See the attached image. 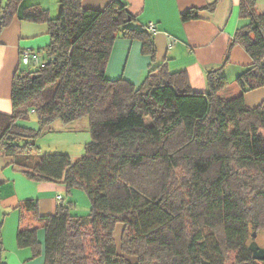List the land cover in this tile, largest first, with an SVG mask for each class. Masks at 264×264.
<instances>
[{
  "label": "trees",
  "instance_id": "1",
  "mask_svg": "<svg viewBox=\"0 0 264 264\" xmlns=\"http://www.w3.org/2000/svg\"><path fill=\"white\" fill-rule=\"evenodd\" d=\"M84 1L59 0L55 17L35 0H6L0 9V36L18 18L46 25L49 37L43 49L21 50L12 111L0 112V158L35 184L65 191L53 215L43 216L37 200L17 206L18 248L44 264H264L249 250L264 231V101L245 103L264 88L257 0H241L245 24L230 39L229 55L240 46L252 59L232 99L220 95L230 86L222 66L207 71L208 91L194 92L185 71L156 64L154 34L135 27L127 0L103 9ZM203 10L191 8L181 21L199 20ZM118 38L140 42L152 61L138 85L106 77ZM26 51L46 65L24 64ZM33 117L37 127H27ZM84 118L91 140L81 157L40 153L37 141L54 122ZM74 190L89 201L85 215L68 201ZM2 251L0 241L7 264Z\"/></svg>",
  "mask_w": 264,
  "mask_h": 264
},
{
  "label": "crops",
  "instance_id": "2",
  "mask_svg": "<svg viewBox=\"0 0 264 264\" xmlns=\"http://www.w3.org/2000/svg\"><path fill=\"white\" fill-rule=\"evenodd\" d=\"M40 6L41 0H36ZM59 1V0H58ZM111 0H85L87 8L103 9ZM131 12L138 16L135 27L148 23H156L158 32L154 35L157 46V63L167 61L171 73L185 71L188 75L191 89L194 92L208 91L206 81L207 71L221 68L222 74L230 81V86L220 95L232 99L242 94L236 82L252 59L244 48L237 46L229 55V43L238 28L245 24L240 18L241 0H127ZM6 0H0V9ZM58 3V2H57ZM215 5L213 12L207 7ZM191 8L205 9L200 13V19L182 22L181 14ZM257 8L264 13V0H257ZM59 11V4L57 5ZM58 14V13H57ZM56 14V15H57ZM169 36L178 39L177 45L169 46ZM49 44L47 27L44 24H34L13 19L12 24L0 36V112L12 111L11 86L13 75L20 62L23 49L40 50ZM229 55V60L226 59ZM226 62V63H225ZM152 61L142 54V44L138 41L118 38L106 71L109 80L125 79L138 85L148 74ZM264 101V88L245 94V103L249 107H257ZM27 127L36 128L35 123H24ZM64 188L52 183L35 184L22 174L15 172L10 165V159L0 158V208L12 215L5 228L1 229L2 260L7 264H44V256L31 259L30 249H20L15 242L18 231L17 206L26 200H37L39 212L43 216L53 215L59 204L58 197L64 196ZM68 201L77 203L76 213L87 211L89 201L85 194L74 190ZM81 205V210L79 209ZM86 213V212H85ZM9 214V215H8ZM43 240V232H40Z\"/></svg>",
  "mask_w": 264,
  "mask_h": 264
},
{
  "label": "rangeland",
  "instance_id": "3",
  "mask_svg": "<svg viewBox=\"0 0 264 264\" xmlns=\"http://www.w3.org/2000/svg\"><path fill=\"white\" fill-rule=\"evenodd\" d=\"M57 2L58 0H41V3L43 5H49L52 8V14H54L52 15V17H55V15L58 13ZM32 123H36L35 117H33ZM90 140L91 137L88 128V119L84 118L67 126L63 125L60 122H54L52 126V131L46 132L42 137H40V139L37 141V146L40 148L41 154L61 153L68 154L73 159H77L84 154V147ZM78 207V210H81V205H79ZM73 212L76 213L74 209ZM85 212L86 211H81L79 214H85ZM6 213L7 212L2 211V209L0 208V228L3 227V222L6 220L5 228L9 229L8 223L10 222L9 219L12 218V215L8 214L9 216H5ZM117 238V241L119 242V231L117 234ZM253 241H256L261 247H264V231L260 234H256V237L253 239Z\"/></svg>",
  "mask_w": 264,
  "mask_h": 264
},
{
  "label": "built area",
  "instance_id": "4",
  "mask_svg": "<svg viewBox=\"0 0 264 264\" xmlns=\"http://www.w3.org/2000/svg\"><path fill=\"white\" fill-rule=\"evenodd\" d=\"M147 29L150 33H153L154 35L158 32V27L156 23H148ZM177 42L178 40L175 37L169 36L170 47L176 44ZM22 61L24 64L30 67H44L46 65V62L42 59V56L36 51L24 52ZM58 201H62V196L58 197Z\"/></svg>",
  "mask_w": 264,
  "mask_h": 264
},
{
  "label": "water",
  "instance_id": "5",
  "mask_svg": "<svg viewBox=\"0 0 264 264\" xmlns=\"http://www.w3.org/2000/svg\"><path fill=\"white\" fill-rule=\"evenodd\" d=\"M256 237V233L253 234V238ZM249 250L252 252L253 259L256 261L264 260V247H261L256 241H253L249 245Z\"/></svg>",
  "mask_w": 264,
  "mask_h": 264
}]
</instances>
